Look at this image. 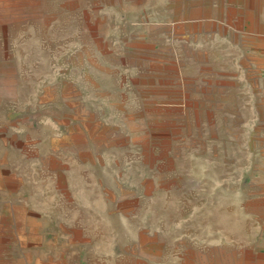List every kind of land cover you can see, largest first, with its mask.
I'll use <instances>...</instances> for the list:
<instances>
[{
    "label": "rangeland",
    "instance_id": "374dc122",
    "mask_svg": "<svg viewBox=\"0 0 264 264\" xmlns=\"http://www.w3.org/2000/svg\"><path fill=\"white\" fill-rule=\"evenodd\" d=\"M0 207V264H264V0H0Z\"/></svg>",
    "mask_w": 264,
    "mask_h": 264
},
{
    "label": "crops",
    "instance_id": "0c3cea01",
    "mask_svg": "<svg viewBox=\"0 0 264 264\" xmlns=\"http://www.w3.org/2000/svg\"><path fill=\"white\" fill-rule=\"evenodd\" d=\"M48 156H50L57 163L61 162V163L58 164L59 165L58 172H59V174H62L63 171H61V170H63V165H64L62 162H65V160H67V159L65 158L64 155H62L59 152L46 151V152H42L40 155L39 154L38 155L37 154L33 155V154H30V153L28 154V153L25 152V153H21L20 154V159L23 160V161H29V160L30 161L31 160L36 161L37 159H39V160H43L44 159L45 160V159L48 158ZM56 172H57V170H56ZM0 210H1V207H0ZM2 224H3V221H2V218H0V227H1ZM2 234H3V231L0 230V248H1Z\"/></svg>",
    "mask_w": 264,
    "mask_h": 264
}]
</instances>
